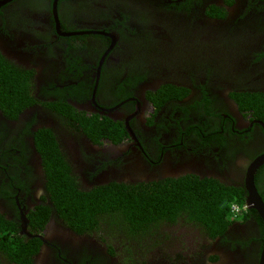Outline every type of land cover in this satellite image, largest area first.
Listing matches in <instances>:
<instances>
[{
  "label": "flooded vegetation",
  "instance_id": "af4514ba",
  "mask_svg": "<svg viewBox=\"0 0 264 264\" xmlns=\"http://www.w3.org/2000/svg\"><path fill=\"white\" fill-rule=\"evenodd\" d=\"M0 58V264H260L256 209L213 230L182 209L81 222L54 188L63 163L82 193L198 181L247 203L264 0H0ZM253 179L264 204V163Z\"/></svg>",
  "mask_w": 264,
  "mask_h": 264
},
{
  "label": "trees",
  "instance_id": "16d2710c",
  "mask_svg": "<svg viewBox=\"0 0 264 264\" xmlns=\"http://www.w3.org/2000/svg\"><path fill=\"white\" fill-rule=\"evenodd\" d=\"M1 59V58H0ZM4 73L0 72L2 78ZM9 79L6 77L3 80ZM13 83V80H11ZM57 175L56 201L61 213L75 216L81 222L91 221L98 213L114 212L125 214L135 224L150 223L161 215H172L173 210H185L199 217L210 229L220 228V223H228L224 213L218 210L220 202L232 197L221 195L212 185L196 182L194 186L182 183L174 195H165L163 187L145 188L143 191L100 187L88 193L80 192L70 174L63 170ZM161 200L160 204L156 201ZM173 201V202H170ZM161 210V211H160ZM199 219V220H200Z\"/></svg>",
  "mask_w": 264,
  "mask_h": 264
},
{
  "label": "clouds",
  "instance_id": "9594fccd",
  "mask_svg": "<svg viewBox=\"0 0 264 264\" xmlns=\"http://www.w3.org/2000/svg\"><path fill=\"white\" fill-rule=\"evenodd\" d=\"M218 210L224 213L228 222L243 221L248 213L249 205L241 202L237 196H232L231 199H223L218 205Z\"/></svg>",
  "mask_w": 264,
  "mask_h": 264
},
{
  "label": "water",
  "instance_id": "95a60500",
  "mask_svg": "<svg viewBox=\"0 0 264 264\" xmlns=\"http://www.w3.org/2000/svg\"><path fill=\"white\" fill-rule=\"evenodd\" d=\"M263 163H264V156L257 159L252 164V166L249 169L248 174H247L246 184H247V189L250 193V198L248 199L247 204L249 205V208H253V209L258 210L259 213L261 214L263 220H264V204L258 195V192H257L255 185H254V179H253L255 171ZM260 264H264V248H263V252L261 255Z\"/></svg>",
  "mask_w": 264,
  "mask_h": 264
}]
</instances>
